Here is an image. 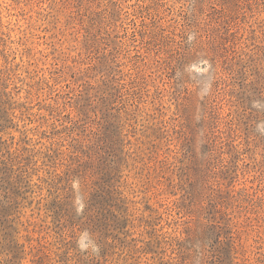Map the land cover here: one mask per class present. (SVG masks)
<instances>
[{
  "label": "rangeland",
  "instance_id": "obj_1",
  "mask_svg": "<svg viewBox=\"0 0 264 264\" xmlns=\"http://www.w3.org/2000/svg\"><path fill=\"white\" fill-rule=\"evenodd\" d=\"M0 264H264V0H0Z\"/></svg>",
  "mask_w": 264,
  "mask_h": 264
}]
</instances>
